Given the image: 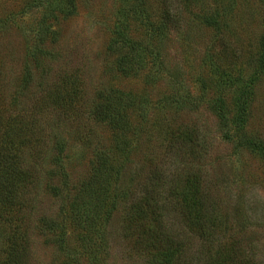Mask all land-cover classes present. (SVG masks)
<instances>
[{"label":"rangeland","instance_id":"obj_1","mask_svg":"<svg viewBox=\"0 0 264 264\" xmlns=\"http://www.w3.org/2000/svg\"><path fill=\"white\" fill-rule=\"evenodd\" d=\"M70 1L0 0L1 110L16 123L27 117L42 129L56 128L65 140L61 159L70 184L63 189L60 175L47 176L59 170L53 139L47 152L42 146L45 156L22 155L37 165L28 168L38 184L22 191L24 209L0 207V264L10 240H21L22 264H157L156 252L141 242L146 227L155 234L144 242L162 233L150 211L156 202L162 205L168 229L181 230L186 223L172 194L195 180L214 204V247L232 246L250 264H264V157L225 136L238 129L236 137L264 142L260 0H198L193 8L183 0L172 8L164 0H74V7ZM216 11L217 28L194 16ZM165 19L166 32L151 36L149 24L158 27ZM47 26L41 46L37 35ZM116 33L152 38L154 49L135 75L118 71L128 49ZM111 90L130 97L124 133L93 118L98 95ZM173 97L187 104L170 102ZM220 101L228 126L216 108ZM243 109L244 123L234 124ZM96 155L108 157L115 170L106 195L91 200L99 217L88 234L74 219L73 200L92 176ZM188 241L189 254L203 248L190 232L183 245Z\"/></svg>","mask_w":264,"mask_h":264},{"label":"trees","instance_id":"obj_2","mask_svg":"<svg viewBox=\"0 0 264 264\" xmlns=\"http://www.w3.org/2000/svg\"><path fill=\"white\" fill-rule=\"evenodd\" d=\"M164 1L169 3V8L173 7L174 0ZM197 1L198 0H183L186 5L190 4L191 8H193L194 3ZM260 2L262 6H264V0H260ZM70 3L71 7H74V0H71ZM168 12L170 11H165V17L168 15ZM216 13L217 14L209 12L203 15L198 12L196 14L194 13V16L199 19L201 18L200 21L205 22L206 25L217 28L220 22L218 20L220 14L218 15V11H216ZM175 17H177L176 21L178 22V16L176 15ZM166 21L167 19L161 20L158 27H154V24L152 25V23H150L149 27L151 36L154 34V31L159 33L166 32ZM49 30L50 26H47L45 30L42 29L40 30V33H38L37 41L41 46L45 45V35L49 32ZM54 33L55 32L52 34L54 35ZM116 34L119 35V38L122 39L121 43L127 46L126 49H128V52L124 53L118 61V71L127 77L135 75L139 71L138 67L141 68L144 60L146 59L145 54L154 49L153 44L151 43L152 38L150 37L147 39L148 42L135 41L133 39H129L126 35H120L119 33ZM260 49V68L264 73V32L260 39ZM38 56H41V51L38 52L37 57ZM28 76L30 77V75ZM168 77L173 76L169 75ZM26 80L25 88H28L31 81H29L30 78ZM98 96L100 102L93 110L94 120L99 124L109 126L119 133L126 132L127 121L125 116L128 108L130 107V97L113 90L100 92ZM173 98L174 99L170 100V102L180 105L187 104L185 99ZM168 100L169 99H165V101ZM2 105L3 104L0 102V207L24 209V203L20 201L23 196L21 195L22 191L24 192V189L27 186L34 185L35 182L36 184L38 183L32 177L34 176L33 172H31L28 168L29 166L35 168L36 164H29L28 162L25 163L22 155L29 151L35 156V158L43 155L45 156V153L42 152V146H47V149L45 150V152H47L51 143H54L55 146L53 149L58 152L59 159H56L58 157L56 154L54 163L59 170L58 174L57 172L55 173L53 170H50L47 173V176L49 180H51V177L55 176V174L60 175L63 189H68L70 186L69 178L61 159L62 155H64L66 147L65 140L60 136V133H58L56 128L52 127V125H49L47 129H42L43 126L33 118L28 119L26 117L16 123V120L12 116L5 117L3 115L5 111H3L4 109L1 110ZM216 108L225 126H228L230 120L228 115L225 113L223 102L220 101ZM245 112L246 109H243L242 115L237 119L235 118L232 122L234 124L236 122L244 123ZM48 129L49 131H46ZM238 131L239 130L236 129L235 136L226 131L227 133L225 136L229 140L235 141L237 146L255 150L261 153L264 157V142L250 136H243L242 138L236 137ZM187 135H185L183 139L189 141L192 135L189 134V138ZM124 143V140L120 139L118 142V145L120 146L119 148L122 149L121 144ZM35 153L39 154L36 156ZM96 156V161L92 165V176L89 180L82 184L73 200L75 211L73 215L74 219L77 220V224H80V222L81 224H85L83 228L88 232V234L97 229V218L99 217L96 209L91 206V200L94 199V197H98L100 199V196L103 197V195H106L108 182L113 176L115 170L114 165L109 161L108 157L99 155ZM52 190L56 192V195L59 192L56 185L52 187ZM173 199L179 201L186 226H183L181 230H169L170 228L172 229V227L165 218L166 215L163 212L164 207L162 205L159 206L156 202L154 204V208L150 211V215L156 222V229H160V232H162L161 236L157 237L156 234L152 240L144 242V239L146 240L148 235L155 233L150 227L142 229L141 233L142 244L156 252L153 259L157 264H250L249 260H246L243 257V252L235 250L232 246L229 250L222 248V245L214 247L213 244L216 242V235L214 232H216L217 228V218L210 210L212 206V209L214 210V204L210 201L208 194H204L201 189L200 182L197 180L192 181L189 183L187 191L179 193L176 197L173 193L172 200ZM147 202V208H149V204ZM160 218L161 223H165V226L159 223ZM168 227L170 228L168 229ZM187 232L192 233L197 240L199 239L203 248H197L194 252L189 254V249L193 246V244H190L188 241V246L183 245ZM20 241L10 240V250L6 260L1 264H22L20 263L21 254L19 252L21 247ZM87 241L92 244L88 236ZM64 245V240L61 239L59 242V248L64 250ZM204 246L209 248V251L206 250L208 253L205 252Z\"/></svg>","mask_w":264,"mask_h":264}]
</instances>
